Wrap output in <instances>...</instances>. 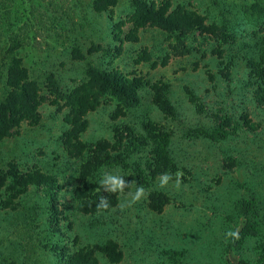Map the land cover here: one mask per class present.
Masks as SVG:
<instances>
[{"label":"rangeland","instance_id":"rangeland-1","mask_svg":"<svg viewBox=\"0 0 264 264\" xmlns=\"http://www.w3.org/2000/svg\"><path fill=\"white\" fill-rule=\"evenodd\" d=\"M180 2L198 10L209 23L227 22L231 36L217 40L196 32L186 38V51L173 34L147 26L138 31L137 41L122 42L113 34L114 25L129 18L133 0H105L103 10L96 0H0V95L16 56L43 84L46 96H51L50 87H45L51 74L61 89H69L86 78L90 63L140 78V102L126 107L106 92L88 113V127L80 139L116 141L117 133L127 127L143 135L145 123L155 121L168 132L179 166L177 172L166 174L169 179L163 186V175L148 178V185L134 179L135 164L143 166L149 158L148 147L131 153L128 166H104L101 173L121 175L125 187L109 191L112 198L117 193L115 206L85 213L75 194L85 183L80 177L85 157L64 145L65 112L46 101L38 123L23 122L0 142V170L9 171L14 163L19 170L56 177L57 199L49 202L42 186H32L14 206L0 203V264H58L57 244L75 251L109 240L124 252L117 264H260L264 106L252 97L246 57L258 54L264 37V0H174ZM131 28L126 25L122 38ZM163 86L176 115H168L155 101ZM227 115L239 120L228 138L213 140L199 133L211 130L220 121L217 116ZM101 173L90 184L94 182L95 193L103 194ZM137 188L143 193L133 201ZM11 193L9 186H0V200ZM251 197L258 200L260 234L231 247V234L244 226L238 204Z\"/></svg>","mask_w":264,"mask_h":264},{"label":"trees","instance_id":"trees-1","mask_svg":"<svg viewBox=\"0 0 264 264\" xmlns=\"http://www.w3.org/2000/svg\"><path fill=\"white\" fill-rule=\"evenodd\" d=\"M105 0H96L99 10L106 9ZM115 4V0H109ZM133 12L127 20H121L114 25L113 34L119 41H137L138 31L141 28L158 27L173 34L186 51H190L186 44V38L190 34L199 32L201 35H210L215 39L222 37L227 41L231 36L228 32L227 22H207V18L198 10L193 9L184 2L175 4L174 0H133ZM129 24L132 28L122 38L124 28ZM119 50V49H118ZM248 80L253 86L254 101L264 106V37L258 49V54L247 56ZM86 78L69 89H61L58 86L54 74L48 77L45 87H50L46 96L44 86L34 79L28 68L18 56L13 57L7 71L6 90L0 95V142L11 131L23 122L38 123L41 120V107L49 101L58 107L59 112H65L64 122L66 129L61 138L64 145L70 150L76 149V153L85 157L80 170V177L85 183L75 190L79 199L80 209L85 213H97L108 210L117 203V193L113 198L109 191L94 192V182L97 180L104 166L116 164L127 165L130 154L136 153L145 147L150 148L149 158L142 166L135 164V178L140 184L148 185L149 179L154 180L158 176L175 173L179 166L172 156L169 148V134L163 130V126L155 121L145 123L146 134H136L134 129L126 128V135L118 132L116 141L104 138L97 142H84L80 139L81 133L88 127L87 115L95 110L101 103L102 96L106 92H112L126 107H132L140 102L139 88L142 86L140 78L124 77L118 72L112 73L90 63L86 69ZM229 72L225 73L228 77ZM158 88L155 101L168 115H176L174 105L165 97L163 90ZM50 99V97H52ZM219 122L211 130H200L213 140L226 139L239 127V120L232 116H217ZM249 127H253L247 115L244 116ZM127 140V143L125 142ZM132 144V146H130ZM88 154V155H87ZM87 155V157H86ZM12 171V172H10ZM58 180L47 173L28 169L19 170L14 163L10 164V170H0V186L7 185L12 193L7 200H0L1 204L14 206L15 200L28 192L32 186L43 187V191L49 202L57 199ZM101 197L105 198L107 207L101 205ZM256 197L240 200L238 208L244 213V226L236 235L231 234L229 245L231 247L242 244L249 237L260 234L262 221L257 210ZM55 208H51V215L56 218ZM235 233V232H234ZM258 262L264 264V241L259 245ZM58 257V264H117L124 258V252L114 240L103 244H95L91 248H79L71 251L60 244L54 247ZM107 258L102 262L101 257Z\"/></svg>","mask_w":264,"mask_h":264},{"label":"clouds","instance_id":"clouds-1","mask_svg":"<svg viewBox=\"0 0 264 264\" xmlns=\"http://www.w3.org/2000/svg\"><path fill=\"white\" fill-rule=\"evenodd\" d=\"M168 179L169 177L166 174L163 175L161 177V185L163 186V184L167 183ZM125 183V179L121 175L114 174L111 171H103L99 180V184L103 186L104 190L110 192L123 191ZM142 193L143 188H137L133 195V201L138 199ZM101 205L107 207L106 200L103 197H101ZM232 235H236V233H232Z\"/></svg>","mask_w":264,"mask_h":264}]
</instances>
